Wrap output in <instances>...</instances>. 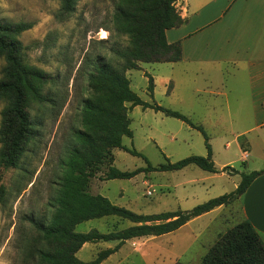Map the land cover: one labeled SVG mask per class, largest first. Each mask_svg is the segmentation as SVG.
I'll return each mask as SVG.
<instances>
[{
    "label": "rangeland",
    "instance_id": "374dc122",
    "mask_svg": "<svg viewBox=\"0 0 264 264\" xmlns=\"http://www.w3.org/2000/svg\"><path fill=\"white\" fill-rule=\"evenodd\" d=\"M116 4V0H77L73 14L64 16L60 11L61 0H0V19L33 24L32 29L20 36L25 47L23 65L51 77L42 88L49 103L33 102L28 109L34 123V138L16 168L0 169V185L5 190L0 202V264H39L35 257L37 247H45L38 242L30 219L49 221L53 214L61 164L75 133L82 129L83 104L89 97L88 78L97 57H105L117 66L113 51L128 44L113 29ZM3 65L0 58V78ZM229 69L225 66L224 74L213 75L212 87L201 76L189 81L183 76L186 67L178 64L140 63L138 69L126 73L131 88L143 101L178 111L204 127L217 173L189 165L179 171H144L130 180H105L110 165L128 172L145 169L147 163L157 167L167 161L175 163L208 154L205 139L198 130L181 120L138 106L128 113L133 137H125L123 145L142 156L113 150L114 162L102 166L91 181L90 192L137 214L188 211L234 192L243 173L261 171L264 130L237 135L250 130L253 123L248 104L244 111L247 118L236 117L239 101L248 102V91L244 82L235 91L231 89ZM146 73L154 78L152 97ZM171 74L176 82L174 89L164 81ZM4 107L5 102L0 101V127ZM225 167L232 169L223 171ZM241 217L238 201H234L174 233L130 240L104 264H201L218 237L241 222ZM131 226V222L111 216L79 224L75 231L87 233L97 229L109 233ZM115 245L114 241L89 243L76 256L90 262L100 251Z\"/></svg>",
    "mask_w": 264,
    "mask_h": 264
},
{
    "label": "trees",
    "instance_id": "16d2710c",
    "mask_svg": "<svg viewBox=\"0 0 264 264\" xmlns=\"http://www.w3.org/2000/svg\"><path fill=\"white\" fill-rule=\"evenodd\" d=\"M61 14L69 16L75 11L77 0H61ZM112 23L115 33L127 39V46L113 51L118 65L98 56L94 70L89 74V97L82 109V129L75 133L66 158L63 160L57 198L49 221L30 219L38 233L36 258L39 264H102L120 250L127 241L161 237L174 233L191 220L219 207L237 201L264 174L261 171L243 173L234 192L210 199L188 211L160 214H137L113 204L107 197L92 194L90 186L106 163L114 162L113 150H124L133 156H142L135 149L123 145L125 137L132 138L130 109L142 107L161 112L198 130L205 139L206 157L186 159L145 169L123 172L110 165L105 180H130L141 172L179 171L196 165L203 171L217 173L212 160V148L203 126L194 124L186 115L156 103L143 101L131 88L126 73L139 68L140 63H176L182 59L181 43H168L166 33L178 28L181 18L176 0H116ZM33 28L29 22L10 23L0 19V58L4 61L0 78V101L5 102L1 112L0 169L16 168L35 136L34 123L28 111L33 102L46 104L49 99L42 92L51 77L45 72L23 65L25 47L20 36ZM148 93L154 94V79L148 73ZM225 167L223 171L230 169ZM232 169V168H231ZM1 180V175H0ZM5 194L0 185V202ZM129 221L131 227L101 233L93 229L77 233L79 224L105 217ZM118 241L114 248L102 250L90 262L77 258L85 244ZM179 264V263H177ZM201 264H264V243L248 220L220 235L202 257Z\"/></svg>",
    "mask_w": 264,
    "mask_h": 264
},
{
    "label": "crops",
    "instance_id": "0c3cea01",
    "mask_svg": "<svg viewBox=\"0 0 264 264\" xmlns=\"http://www.w3.org/2000/svg\"><path fill=\"white\" fill-rule=\"evenodd\" d=\"M176 7L184 23L168 30L166 36L170 44L181 43L182 59L168 64L185 66L183 76L189 81L201 76L209 85L215 73L224 74V67L229 66L231 89L235 91L244 82L248 91V102L239 101L236 117L247 118L244 111L248 104L253 123L250 130L237 135L264 130V0H176ZM164 81L171 89L176 88L172 74ZM237 201L241 221L248 220L264 243V174ZM222 208L197 217L182 228ZM114 242L118 245V241Z\"/></svg>",
    "mask_w": 264,
    "mask_h": 264
}]
</instances>
